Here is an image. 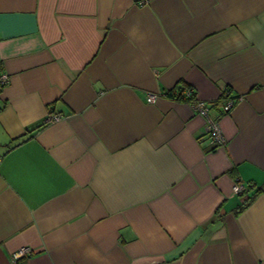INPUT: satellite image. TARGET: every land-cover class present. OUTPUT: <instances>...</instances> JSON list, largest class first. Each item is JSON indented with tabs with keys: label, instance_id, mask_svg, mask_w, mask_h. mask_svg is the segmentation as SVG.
Here are the masks:
<instances>
[{
	"label": "crops",
	"instance_id": "crops-1",
	"mask_svg": "<svg viewBox=\"0 0 264 264\" xmlns=\"http://www.w3.org/2000/svg\"><path fill=\"white\" fill-rule=\"evenodd\" d=\"M0 69V264H264V0H0Z\"/></svg>",
	"mask_w": 264,
	"mask_h": 264
},
{
	"label": "built area",
	"instance_id": "built-area-1",
	"mask_svg": "<svg viewBox=\"0 0 264 264\" xmlns=\"http://www.w3.org/2000/svg\"><path fill=\"white\" fill-rule=\"evenodd\" d=\"M8 80V74L4 70L0 69V90L8 83ZM190 92H192L191 88H186L184 91L186 96H188ZM158 95V93L149 92L146 94L145 99L147 102L153 103L155 102ZM234 102L235 98L227 96L222 103V112L229 111ZM188 103L191 105L193 110L198 112L205 119L203 136L207 138L208 146L214 148L223 145L225 143V137L222 134L218 120L210 114V105L203 100L197 99L196 97L188 101ZM56 118H58L57 114H50L48 115L47 120H53ZM244 189L245 184L241 181H236L232 186V190L234 193H241ZM28 251L29 249L27 247L20 248L19 251L15 254V258L25 255Z\"/></svg>",
	"mask_w": 264,
	"mask_h": 264
},
{
	"label": "trees",
	"instance_id": "trees-1",
	"mask_svg": "<svg viewBox=\"0 0 264 264\" xmlns=\"http://www.w3.org/2000/svg\"><path fill=\"white\" fill-rule=\"evenodd\" d=\"M186 88H189V87H179V88H177L176 98L183 99V100H185L187 102L192 100L195 97V94H194V92L192 90V92H190V94L188 96H186V94L184 93ZM166 94L172 95L173 93H172L171 90H168V91H166ZM226 97H227V95L223 96L220 100L224 101V99H226Z\"/></svg>",
	"mask_w": 264,
	"mask_h": 264
}]
</instances>
